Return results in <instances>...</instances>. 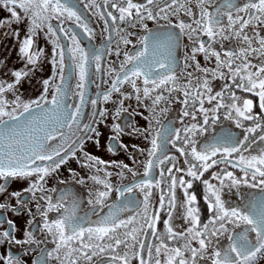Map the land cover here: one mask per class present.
<instances>
[{
    "label": "snow or ice",
    "instance_id": "snow-or-ice-1",
    "mask_svg": "<svg viewBox=\"0 0 264 264\" xmlns=\"http://www.w3.org/2000/svg\"><path fill=\"white\" fill-rule=\"evenodd\" d=\"M194 7L198 13H194ZM0 10L8 13L0 18V30L18 45L22 64L9 70L10 81L0 77V195L8 192L12 181L28 182L21 191L8 193L16 200V207L0 203V209L17 212L35 201L42 221L30 220L24 239H17L13 221L7 220L9 229L0 232V244L27 245L28 251L44 244L33 264H49V260L56 264L264 262V0H0ZM84 10L103 21L101 34L107 45L103 50L82 46L81 34L89 41L97 35ZM181 14L192 17V21L186 22ZM170 17H176L177 22ZM161 20L167 24H159ZM145 21L166 30L153 31ZM20 25H24L23 36ZM122 25H141L147 35L140 38L138 48L134 45L132 52L123 53L118 68L114 63L105 72L101 61L111 53L114 37L126 46L132 43L128 37L134 33ZM181 37L192 43L182 66L176 55ZM41 38L52 44L50 53L40 46ZM224 41L233 46L218 51L215 46L223 48ZM199 54L205 61L214 59L215 67H202ZM115 55H121L118 43ZM45 62L51 65L52 74L38 81L40 95L23 99V85L43 71ZM93 65L97 73L114 78L107 90L89 99L86 88L92 82L89 69ZM6 67V62L0 61V68ZM189 68L197 75L187 71ZM73 79L79 101L75 105L67 100L73 92ZM215 79L230 83L214 92ZM124 85L131 91H122ZM174 92L177 98L183 97L182 128L174 127L171 121L162 124L159 119L168 112L167 107H161L162 102L170 103ZM113 94L119 99L113 100ZM133 97L138 107L150 113L151 119L135 113L148 121V127H135L130 115L123 127L115 123L112 130L116 135L108 150L126 149V145L115 142L126 128L132 129L127 134L148 140L151 148L142 176L127 164H112L121 169V177L125 172L132 177L129 183L114 186L101 178L108 162L85 151V144L92 141L100 146L101 133L95 125L107 119L108 110L98 108L99 103L111 101L116 109L113 119L119 120L122 113H129L125 101ZM146 100L150 104H145ZM88 104L93 109L90 117L85 116ZM85 119L88 122L84 123ZM221 119L242 129V138L231 127H221L210 138L205 135ZM153 121L160 127L153 128ZM169 146L184 158L182 162L168 155ZM70 159L94 172L90 179L102 186L89 194V207L83 215L84 201L71 188L46 187ZM165 164L169 166L165 168ZM229 166L243 175H235ZM214 168L219 170L210 171ZM69 171L75 184H85L74 170ZM205 173L209 178H204ZM196 182L203 185L202 200L210 213L206 222L201 219ZM242 188L260 191L254 194ZM233 189V196H239V200L229 202L227 193ZM54 192L55 197L51 195ZM154 192L158 194L155 200ZM114 193L116 199L109 203ZM138 193L143 194L142 200L137 199ZM28 212L32 215L31 209ZM49 213H56V217ZM177 219L185 227H177ZM149 238L155 242H149ZM49 243L54 245L51 251ZM0 264L23 261L7 254L0 255Z\"/></svg>",
    "mask_w": 264,
    "mask_h": 264
},
{
    "label": "flooded vegetation",
    "instance_id": "flooded-vegetation-1",
    "mask_svg": "<svg viewBox=\"0 0 264 264\" xmlns=\"http://www.w3.org/2000/svg\"><path fill=\"white\" fill-rule=\"evenodd\" d=\"M98 3H101V0H97ZM142 2V0H141ZM110 10V9H109ZM211 10V9H210ZM85 14L89 17V22L92 27L96 29L97 35L96 38L92 41H89L88 39L84 38L83 35H80V39L82 41V46L87 48L89 46H95L96 48L104 49L107 47V45L104 43V35L101 33L103 32V21L98 19L97 16L93 15L88 10H84ZM194 13H198L197 8H193ZM8 15L6 11L0 10V18H4ZM181 18L184 19L186 22H191L192 17H187L181 14ZM170 19L173 21V23L177 22L176 17H170ZM147 23L148 28L152 29L153 31L160 30L164 31L166 29L160 28L158 29L157 24L152 21H145ZM53 24L55 25L56 22L53 21ZM159 24L166 25L167 21L161 20L159 21ZM17 26L13 25V28L15 29ZM21 29V36L24 35L23 29L24 25L19 26ZM74 27V26H73ZM122 27L126 28V31L134 33L133 35L129 36L128 39L132 41L129 45H124L122 42H119V37H114V43L112 44V51L109 54H106L103 60L101 61L102 67L105 69V72L109 66L115 63V65L119 66L120 62H123V53L125 51L132 52L133 46L135 45L137 48L139 47V40L141 37L147 35L146 30L141 26L137 25L135 28L127 27L122 25ZM78 33H81L80 29H75ZM5 30H0V61H5L7 67L6 68H0V77L11 80L10 76V69H18L22 66L20 58L18 56L17 48L18 45L14 42V40L11 37H5L3 32ZM178 31V30H176ZM264 34V33H262ZM202 40H207L206 37H200ZM62 43H67L66 41H61ZM40 46L45 48L46 53L51 52L52 44L48 41H45L43 38L39 41ZM117 43L119 44V50L121 55L117 57L115 55V50L117 48ZM223 48L218 44L216 45V49L218 51H226L229 48H231L232 42L230 41H224L223 42ZM192 48V43L187 39V37H181L180 47L177 49V60L180 62V65H183L184 62V55L185 53H190ZM197 59L200 61V64L202 67H209L213 68L215 67L214 59L211 61H205L203 58V54H199L197 56ZM90 71V80L92 81L87 85L86 92L87 97L89 99L96 98V93L98 91L102 92L104 90H107L110 87V81L114 78V76H109L102 73H97L95 71V66L93 65L92 68L89 69ZM187 71H193L192 68L187 69ZM8 72L9 74L7 76H4V73ZM52 74V67L50 64L45 62L43 65V71L38 72L36 74V78H34L31 83H25L22 88L23 93V99H34L40 95V92L42 91V88L40 86V83L38 81L43 80L45 78H48ZM194 75H197V73L194 72ZM181 81L183 82V77H181ZM230 83V81H225L221 79H215L212 80L213 90L215 91H222L223 86L225 83ZM71 87L73 89L72 93H69V96L67 97L68 103L75 105L78 103V99L75 95V84L76 80L73 79L71 82ZM99 84L100 88H97L96 85ZM123 90L131 91V89L128 87V85H124L122 88ZM239 94V92L237 93ZM177 93H172V95L169 97L170 103H163L161 104V107H167L168 112L165 113L163 116H160V122L162 124H167L169 121L173 123V126L176 128H182L183 124L181 123L182 119V111L184 109V105L180 103V100L183 99L182 96L177 98ZM11 98V97H9ZM51 98V91L49 92V99ZM119 99L118 94H113V100ZM145 104H150V101H145ZM130 106V107H129ZM206 106H208L206 104ZM98 108H106L108 110V117L107 119L103 120V122H98L95 127L97 130L101 133L99 137L100 146L97 147L92 141H88L85 144V151L89 152L90 154L99 157L100 159H103L104 161L108 162L109 166L105 169L104 173H101V178H107L114 186L118 184H127L131 181L132 177L127 172L124 173V176L121 177L118 175V173L121 172V169L119 167H113L112 164H127L130 168H132L138 176H142L144 172V164L147 162L148 156L147 153L149 149L151 148V145L148 140L144 139L142 136L137 135H129L127 133H130L132 131L131 128H126L125 133L121 134L118 139L115 141L117 144H123L126 145V149H119L115 152L108 150V144L113 136L116 134L113 132L112 128L115 123H120L122 127L124 126V121L126 118L129 117L132 122H134V126L138 127L140 129H144L148 127V121L145 120L143 117H150V113L144 108V107H138L135 101V98L133 97L130 100L125 101V107H129V113H122L121 118L119 120H114L113 115L115 113V106L110 101L108 103H99ZM93 109L91 104H88L85 108V116L90 117ZM159 112V109H157ZM258 111V109H257ZM135 113H143V117L141 115H136ZM97 120L99 121V117H97ZM184 123H188L187 118H183ZM84 123L88 122L87 119L83 120ZM153 128H159L160 125L156 124L155 121H153ZM221 127H231L238 135H241L243 130L242 129H236L234 123L225 121L221 119L220 123L215 125L214 127H210L208 132L205 134L209 136V138L215 134L216 131H218ZM67 132V129H65ZM242 138V135H241ZM59 139V138H57ZM199 139H203V137H198ZM53 144L56 143V141L52 142ZM80 153H77V156H79ZM169 156H177L178 159L182 162L183 157L179 156V153L176 152V149L171 148L169 146ZM168 164H165L164 167H168ZM103 167V166H102ZM222 167V166H221ZM69 169L74 170L77 173V176L80 178H83L86 180L85 184L79 185L75 184L73 180L72 173L69 171ZM218 168L211 169L210 171H217ZM230 171H233L235 175L242 176L243 173L240 172V170L233 169L229 166ZM158 169L156 170V178L159 179L158 176ZM106 173H112L111 176H106ZM94 172H90L88 169H82L80 165L76 162L75 159H70L68 164L63 166L59 172L54 176V178H50L48 180V183L46 185L49 189H61L65 187L71 188L77 195H79L84 203L81 205L82 211L80 212L81 215H83L84 211L88 210L87 200L90 198V193H95L97 188H101L102 186L95 185L92 180L90 179V176L93 175ZM204 178H209V173H205ZM60 181H65L66 183L61 184ZM2 183V181H0ZM28 187L27 181H12L9 184L8 192H5L3 195H0V203H4L13 207H16V200L9 197L8 193L13 191H21L22 189ZM194 189L197 192L198 199L200 200V210H201V219L203 222L207 221L208 216L210 213L207 211V207L204 204L202 200L203 195V185L199 182H196L194 185ZM236 190L233 189L231 192L227 193V199L229 202H235L239 200V196H233L232 193H234ZM241 191L244 192H251L254 194H259V189H249V188H242ZM54 197L57 195V193H51ZM157 193L154 192L153 194V200L157 198ZM25 199L28 200L29 196L28 194H25ZM116 199V194L114 193L110 199L109 203L113 202ZM137 199L142 200L143 194L138 193ZM28 209H31L32 215H29ZM130 213H125L124 215L127 216ZM50 217L55 218L56 213H49ZM164 218V217H162ZM0 219H2L4 222L0 223V232L4 230L9 229V225L7 224V220L13 221L15 225V232L14 235L17 239H24V232L26 229L29 228V221L34 220L35 223H42L40 220L39 214L36 212L35 208V201H30L28 203L27 209L20 210L17 212H13L10 210V208L6 209H0ZM176 226L177 227H185L181 223L179 219L176 220ZM162 229V225H161ZM37 238L40 240H43V236L39 233H37ZM149 242H155L153 238H149ZM45 247L44 244H41L39 247L35 249V251H28L27 245H9L6 242L3 244H0V255H7L11 254L13 256L19 257L23 264H33V261L36 260L40 256V248ZM47 248L49 251L54 248V245L49 243L47 245ZM49 264H56L55 261L49 260ZM135 264V262H134Z\"/></svg>",
    "mask_w": 264,
    "mask_h": 264
},
{
    "label": "rangeland",
    "instance_id": "rangeland-1",
    "mask_svg": "<svg viewBox=\"0 0 264 264\" xmlns=\"http://www.w3.org/2000/svg\"><path fill=\"white\" fill-rule=\"evenodd\" d=\"M262 264H264V262H262Z\"/></svg>",
    "mask_w": 264,
    "mask_h": 264
}]
</instances>
